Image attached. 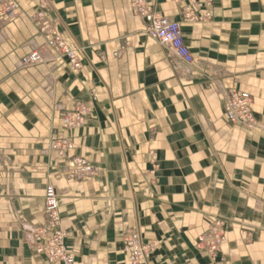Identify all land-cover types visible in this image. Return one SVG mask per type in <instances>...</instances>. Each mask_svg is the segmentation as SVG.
<instances>
[{"label":"crops","instance_id":"1","mask_svg":"<svg viewBox=\"0 0 264 264\" xmlns=\"http://www.w3.org/2000/svg\"><path fill=\"white\" fill-rule=\"evenodd\" d=\"M13 1L0 18V264H48L30 234L48 185L73 264H129V231L153 247L147 264H264V0H145L179 23L192 65L145 36L129 0ZM188 8L210 19L189 23ZM43 23L65 36L79 70L52 50L22 66L43 46ZM232 92L251 97L255 128L227 121ZM91 96L88 120L63 129ZM56 138L72 151L54 153ZM77 157L99 174L71 178ZM217 218L226 242L214 261L196 244Z\"/></svg>","mask_w":264,"mask_h":264},{"label":"built area","instance_id":"2","mask_svg":"<svg viewBox=\"0 0 264 264\" xmlns=\"http://www.w3.org/2000/svg\"><path fill=\"white\" fill-rule=\"evenodd\" d=\"M132 10L145 22L144 34L154 40L161 47L174 54L186 65H192L194 58L186 46L179 23L155 12L145 0H129ZM177 1V0H176ZM194 7H210L212 0H191ZM17 9L16 3L8 0L0 5V18L12 15ZM43 16L42 12L37 14ZM183 18L189 23L205 22L210 19L208 11L200 13L195 8H188ZM40 36L45 48L55 51L63 57L73 70H79L81 61L75 50L70 46L65 36L56 30L55 25L42 24L39 28ZM43 62L40 49L32 50L21 60L23 66L37 65ZM94 96L88 103H77L73 109L63 116L61 125L63 129L71 130L82 126L92 114L90 102H95ZM224 115L232 125L241 126L251 130L257 126V121L251 107V97L246 93L232 92L224 99ZM73 145L64 138H56L51 142V150L63 157L72 151ZM155 157L151 154L150 163L155 168ZM99 168L92 166L83 158H74L70 177L84 179L95 177ZM226 222L223 219L213 220L205 233L200 235L196 247L205 252L214 261L217 260L222 246L226 242ZM31 241L34 252L48 264H73V257L67 252L66 234L61 226L58 194L51 185L44 191V222L31 231ZM124 252L129 264H147L148 256L153 247L144 242L139 231H129L123 238Z\"/></svg>","mask_w":264,"mask_h":264},{"label":"rangeland","instance_id":"3","mask_svg":"<svg viewBox=\"0 0 264 264\" xmlns=\"http://www.w3.org/2000/svg\"><path fill=\"white\" fill-rule=\"evenodd\" d=\"M12 1H13V0H12ZM16 6H17V5H16ZM16 10H17V9H16ZM14 13H15V12H14ZM14 13H13V14H14ZM13 14H12V15H13ZM42 17H43V16L38 17L37 14H36L33 18L38 20V19H40V18H42ZM43 24H49V23H43ZM41 26H42V24L39 26V28H40ZM55 27H56V26H55ZM38 30H39V29H38ZM56 30H57V29H56ZM57 31H58V30H57ZM59 33H60V32H59ZM39 34H40V33H39ZM61 34H62V33H61ZM41 38H42V37H41ZM36 49H40V50H41V53H43L44 50H50V49L45 48L44 45L41 46L40 48H36ZM34 50H35V49H34ZM52 51H53V50H52ZM53 52H55V51H53ZM55 53H56V52H55ZM58 55H59V54H58ZM42 56H43V54H42ZM60 57H61V56H60ZM62 58H63V57H62ZM43 62H44V57H43ZM43 62H42V63H43ZM42 63H41V64H42ZM37 65H38V64H37ZM22 66H23V65H22ZM27 66H34V65H27ZM25 67H26V66H25ZM65 115H66V114H65ZM65 115H64V116H65Z\"/></svg>","mask_w":264,"mask_h":264}]
</instances>
